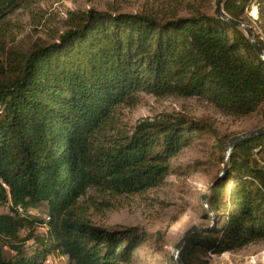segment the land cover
<instances>
[{"label": "trees", "instance_id": "16d2710c", "mask_svg": "<svg viewBox=\"0 0 264 264\" xmlns=\"http://www.w3.org/2000/svg\"><path fill=\"white\" fill-rule=\"evenodd\" d=\"M252 5L264 19V0H226L223 10L251 27ZM72 16L53 43L0 47V264H44L53 255L67 264H127L144 233L93 225L82 213L88 192L159 186L170 159L204 132L223 148L214 128L185 115L144 118L129 133H113L117 108L133 106L137 93L197 97L224 115L255 113L264 123V63L220 17L194 5L186 16L93 9ZM263 157L264 135L236 145L208 192L214 224L189 236L182 264H208V252L264 241Z\"/></svg>", "mask_w": 264, "mask_h": 264}, {"label": "rangeland", "instance_id": "374dc122", "mask_svg": "<svg viewBox=\"0 0 264 264\" xmlns=\"http://www.w3.org/2000/svg\"><path fill=\"white\" fill-rule=\"evenodd\" d=\"M215 0H0V47H30L35 42L53 43L67 29L72 14L90 9L103 12L152 13L156 16H186L192 5L213 14ZM253 33L264 43V19H258L257 8L246 10ZM133 106L117 108L113 133H129L142 119L162 115H185L200 119L224 139L220 148L210 134L194 136L170 159V172L163 182L141 193L111 195L89 191L82 202L83 215L103 228H137L144 240L127 264H173L169 256L173 246L191 226H207L209 219L200 196L207 193L222 169L226 142L233 136L254 130L264 123L258 114L245 117L224 115L205 100L192 97H162L139 92ZM230 137L228 140L227 138ZM227 140V141H225ZM261 159H264L261 158ZM231 184H228L230 187ZM32 214L40 217L38 211ZM39 237L45 226L37 229ZM217 237V236H215ZM44 264H67L49 256ZM208 264L264 263V241L249 244L237 251L220 255L208 252ZM45 260V261H46Z\"/></svg>", "mask_w": 264, "mask_h": 264}, {"label": "water", "instance_id": "95a60500", "mask_svg": "<svg viewBox=\"0 0 264 264\" xmlns=\"http://www.w3.org/2000/svg\"><path fill=\"white\" fill-rule=\"evenodd\" d=\"M225 1L226 0H215V2H214L215 8H214L213 14L217 17H220L224 21L228 22L233 27H236L237 29H239L245 35V37L248 39V41L252 45L254 51L258 55L259 59L264 63V51L262 50V48L258 44L257 40L255 39L252 28L250 26H248L247 24L228 16L223 10V4ZM261 135H264V125L254 129V130L247 131V132L241 133L239 135H235V136L231 137L226 142L225 148H224L223 160H222V169H221L220 173L218 174L217 178L215 179V181L208 187L207 193H204L200 196L201 205L206 212V216L210 220V226L208 228H201V227H198L196 225H193L188 230H186L184 232L183 236L181 237V239L173 246L171 253H170V256H169L170 262H172L174 264H182L180 259H179V253H180L183 245L185 244V242L189 238V236L200 231V230H204V229L209 230L210 227L214 224L215 215L207 203L208 192L213 188V186L217 182H219L221 179L224 178L226 171H227V168H228V165H229L230 155H231L232 151L234 150V148L236 147V145L242 141L254 139V138L260 137ZM259 264H264V263H259Z\"/></svg>", "mask_w": 264, "mask_h": 264}, {"label": "built area", "instance_id": "2783aa9c", "mask_svg": "<svg viewBox=\"0 0 264 264\" xmlns=\"http://www.w3.org/2000/svg\"><path fill=\"white\" fill-rule=\"evenodd\" d=\"M53 256H56V258H58V259H60V260H66V257L61 256V255H53ZM66 261H67V260H66ZM45 262H46V263H49V260L47 259Z\"/></svg>", "mask_w": 264, "mask_h": 264}]
</instances>
